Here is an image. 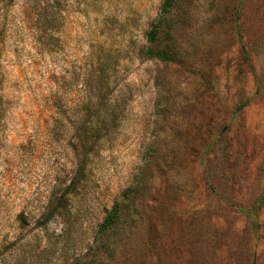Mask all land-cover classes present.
I'll list each match as a JSON object with an SVG mask.
<instances>
[{"label":"rangeland","instance_id":"374dc122","mask_svg":"<svg viewBox=\"0 0 264 264\" xmlns=\"http://www.w3.org/2000/svg\"><path fill=\"white\" fill-rule=\"evenodd\" d=\"M163 1L0 0V264H264V0H177L170 63L144 57ZM98 97L119 123L79 175Z\"/></svg>","mask_w":264,"mask_h":264},{"label":"trees","instance_id":"16d2710c","mask_svg":"<svg viewBox=\"0 0 264 264\" xmlns=\"http://www.w3.org/2000/svg\"><path fill=\"white\" fill-rule=\"evenodd\" d=\"M12 0H1L2 4L7 6ZM177 6V0H164L159 8L157 18L146 34V46L144 57L147 59H156L163 63L174 62L176 49L174 41V9ZM102 72V69H99ZM103 97L96 100V109L88 111V104L83 103L85 112H80L75 119V130L77 134L78 161L77 172L83 175L85 171V161L91 153L95 144L106 137L111 131L115 130L119 123L118 114L103 101ZM93 102L90 99L87 103ZM246 101L239 104L238 109H242ZM101 129H103L101 131ZM149 156L141 159L139 169L135 174L131 184L120 193L117 200L112 204L104 216L98 228V240H96V250L103 249L110 253V244L107 236L117 237L124 229L123 211L135 212V203L139 196L144 192L146 169L152 156L156 153L149 152ZM148 154V153H147Z\"/></svg>","mask_w":264,"mask_h":264}]
</instances>
